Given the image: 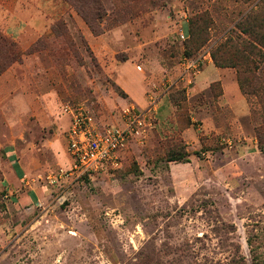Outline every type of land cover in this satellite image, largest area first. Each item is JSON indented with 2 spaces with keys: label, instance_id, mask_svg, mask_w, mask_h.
<instances>
[{
  "label": "rangeland",
  "instance_id": "374dc122",
  "mask_svg": "<svg viewBox=\"0 0 264 264\" xmlns=\"http://www.w3.org/2000/svg\"><path fill=\"white\" fill-rule=\"evenodd\" d=\"M260 7L0 0V264H264V56L212 58ZM213 65L221 79L191 89ZM165 93L178 104L154 112ZM78 104L101 125L146 115L119 168L72 174L65 110Z\"/></svg>",
  "mask_w": 264,
  "mask_h": 264
},
{
  "label": "built area",
  "instance_id": "2783aa9c",
  "mask_svg": "<svg viewBox=\"0 0 264 264\" xmlns=\"http://www.w3.org/2000/svg\"><path fill=\"white\" fill-rule=\"evenodd\" d=\"M200 59L184 57L183 70L189 74L199 72ZM68 126L63 134L71 172L77 176L89 174L101 167L117 169L120 154L130 138L139 132L146 115L134 108L123 111L122 125H101L82 104L66 108Z\"/></svg>",
  "mask_w": 264,
  "mask_h": 264
},
{
  "label": "trees",
  "instance_id": "16d2710c",
  "mask_svg": "<svg viewBox=\"0 0 264 264\" xmlns=\"http://www.w3.org/2000/svg\"><path fill=\"white\" fill-rule=\"evenodd\" d=\"M79 11L91 29L96 31L92 17L81 8ZM235 27L239 32L233 29L225 41L221 42L212 51L213 62L218 67L232 66L238 68L239 65L251 61L250 54L252 53L264 56V50L262 49L264 47V32L260 31L264 29V7H260L259 10H250L236 22ZM230 48H232V52L229 51ZM239 84L241 85V83ZM169 98L171 103L178 104L174 101L176 99H173V94H169ZM169 160L187 161V158L186 154L177 155L174 152H170Z\"/></svg>",
  "mask_w": 264,
  "mask_h": 264
},
{
  "label": "crops",
  "instance_id": "0c3cea01",
  "mask_svg": "<svg viewBox=\"0 0 264 264\" xmlns=\"http://www.w3.org/2000/svg\"><path fill=\"white\" fill-rule=\"evenodd\" d=\"M209 68V67H208ZM222 70L220 68H216L214 65L213 67L210 69V71L207 72H202L201 75L199 76V78L197 80H195L194 82V85L192 87H190L191 89H193L194 91H197L198 92V89H200V87H203L204 84L205 85H208L209 82L211 80H215V79H221L220 75L222 74L221 72ZM201 72V71H200ZM185 78V77H183ZM208 81V82H207ZM207 82V83H206ZM224 86V84H223ZM126 89V88H125ZM126 91H128L126 89ZM130 95V94H129ZM164 102V103H163ZM168 103V104H166ZM165 104L167 109L170 108V112H173V109H174V106L172 105V103L170 102L169 100V97L168 95L165 93L162 95V97H160L157 101L154 102L152 108L154 110V112H162L163 109L161 110V106ZM139 105V104H138ZM165 105H163V107L165 108ZM142 106V105H141ZM64 137V136H63ZM66 148V147H65ZM61 159L63 160L62 156H61ZM16 166L17 167V173H21V166L18 162V160L15 162ZM19 175V174H18Z\"/></svg>",
  "mask_w": 264,
  "mask_h": 264
}]
</instances>
